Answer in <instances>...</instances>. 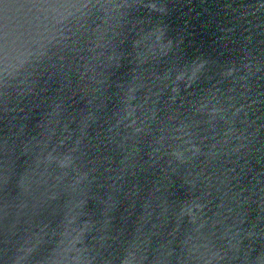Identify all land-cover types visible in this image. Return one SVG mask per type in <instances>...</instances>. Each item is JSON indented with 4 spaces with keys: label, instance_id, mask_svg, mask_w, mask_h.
I'll return each instance as SVG.
<instances>
[{
    "label": "water",
    "instance_id": "95a60500",
    "mask_svg": "<svg viewBox=\"0 0 264 264\" xmlns=\"http://www.w3.org/2000/svg\"><path fill=\"white\" fill-rule=\"evenodd\" d=\"M0 264H264V138L0 61Z\"/></svg>",
    "mask_w": 264,
    "mask_h": 264
}]
</instances>
